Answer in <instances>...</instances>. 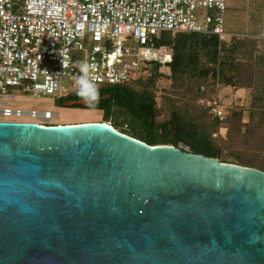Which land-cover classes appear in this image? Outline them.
Masks as SVG:
<instances>
[{
  "label": "water",
  "instance_id": "95a60500",
  "mask_svg": "<svg viewBox=\"0 0 264 264\" xmlns=\"http://www.w3.org/2000/svg\"><path fill=\"white\" fill-rule=\"evenodd\" d=\"M0 264H264V172L101 123L0 121Z\"/></svg>",
  "mask_w": 264,
  "mask_h": 264
},
{
  "label": "built area",
  "instance_id": "2783aa9c",
  "mask_svg": "<svg viewBox=\"0 0 264 264\" xmlns=\"http://www.w3.org/2000/svg\"><path fill=\"white\" fill-rule=\"evenodd\" d=\"M226 11L227 0H0V120L58 125V113L11 109L2 101L11 89L60 97L62 79L79 75V61L92 66L97 85L136 79L150 63L169 75L174 50L155 47L154 38L164 32L223 36ZM262 27L264 38V12ZM211 113L226 117L218 102Z\"/></svg>",
  "mask_w": 264,
  "mask_h": 264
},
{
  "label": "trees",
  "instance_id": "16d2710c",
  "mask_svg": "<svg viewBox=\"0 0 264 264\" xmlns=\"http://www.w3.org/2000/svg\"><path fill=\"white\" fill-rule=\"evenodd\" d=\"M259 41L242 35L226 40L201 34L157 36L156 46L174 47L175 52L171 86L164 90L172 111L168 124L156 127L158 110L154 91L146 90L144 94L133 88L141 78L121 86L98 85L101 99L98 106L90 109L102 111L106 120L115 121V126H120L121 120L135 122L134 131L127 136L147 145L175 146L176 142L164 139L171 126L175 138L194 154L264 172V41ZM152 71L163 78L157 65ZM227 89L247 91L251 102L248 107H226V117L221 121L211 113L212 104L226 106L220 96ZM116 92L126 100L115 98ZM62 95L56 100L60 108L67 101L81 100L75 94ZM223 129L228 130L225 136L221 134Z\"/></svg>",
  "mask_w": 264,
  "mask_h": 264
},
{
  "label": "rangeland",
  "instance_id": "374dc122",
  "mask_svg": "<svg viewBox=\"0 0 264 264\" xmlns=\"http://www.w3.org/2000/svg\"><path fill=\"white\" fill-rule=\"evenodd\" d=\"M70 1V0H66ZM230 4H236L237 6L232 7ZM229 9L226 14V29L228 31V35L226 37H231L235 35H254V39L261 40L259 36L263 31L262 27V13L264 11V0H229ZM234 34V35H230ZM190 35V34H188ZM172 37H176L172 35ZM221 40H223V36H220ZM226 40V38H225ZM260 42V41H259ZM262 42H260L261 44ZM263 47H261L262 49ZM259 48V50H261ZM143 72L141 80L136 83L133 88L140 91V93H146L147 91H154L156 98L155 103H157V126L160 124H168L172 119V111H171V103L169 97L165 98V89L170 88V79L171 73L168 77H161L159 75H153V71ZM61 87L65 90L62 96L68 95H77V89L74 84V79L65 78L61 81ZM147 90V91H146ZM9 99H4L2 102L7 103L8 108L11 109H21V110H37V111H51L54 113H58L60 116L59 120L55 121V124L58 125H76V124H91V123H105L118 132H122L123 130L126 132V135L131 131L132 125H136L135 122L132 124L128 121L121 120L120 126H115L114 120H106L104 118V113L99 110H91L89 109H69V108H60L56 103V98L53 96H45L41 98H34L30 95L25 94L22 90L19 89H11L9 92ZM110 98V97H109ZM221 100L224 102L226 107L232 106H249L251 102L250 94L245 90H239L236 92H232L227 89L221 93ZM4 106H0L2 108ZM15 121H29L30 119H8ZM2 121V120H0ZM168 129L170 132L168 135L164 137L168 142H176L180 143L181 146L187 147L191 149L189 146H186L182 142L178 141L175 138V133L172 130V127L169 126ZM128 131V132H127ZM163 131H160L162 134ZM228 133L227 129L221 130V134L225 136ZM176 145V144H175Z\"/></svg>",
  "mask_w": 264,
  "mask_h": 264
},
{
  "label": "clouds",
  "instance_id": "9594fccd",
  "mask_svg": "<svg viewBox=\"0 0 264 264\" xmlns=\"http://www.w3.org/2000/svg\"><path fill=\"white\" fill-rule=\"evenodd\" d=\"M62 55V54H61ZM62 67H65L64 60L61 61ZM79 75L74 79V84L77 89V95L87 107L95 108L98 106L101 99L100 90L96 79L91 75L92 66L87 61L78 62ZM45 72H47L45 70ZM59 75V73H57Z\"/></svg>",
  "mask_w": 264,
  "mask_h": 264
},
{
  "label": "crops",
  "instance_id": "0c3cea01",
  "mask_svg": "<svg viewBox=\"0 0 264 264\" xmlns=\"http://www.w3.org/2000/svg\"><path fill=\"white\" fill-rule=\"evenodd\" d=\"M230 6H232V7H235V6H237L236 4H230ZM229 0H227V11H228V9H229ZM227 11H226V14H227ZM264 12V11H263ZM226 14H225V20H226ZM262 16H263V13H262ZM162 34H171V35H174V36H176V35H178V34H198V33H177V34H173V33H170V32H164V33H161L160 35H162ZM261 34H262V32H261ZM160 35H158V36H160ZM201 35H213V34H201ZM228 35V31H227V29H226V22H225V34H223V40H225V38L227 39V38H229V37H226ZM230 35H234V34H230ZM214 36H218V35H214ZM242 36H249V37H254V35L252 36V35H242ZM157 37V36H156ZM155 37V38H156ZM218 37H220V36H218ZM262 36L260 35L259 36V38L260 39H262L261 38ZM155 38H154V46L155 47H162V46H156L155 45ZM220 38H222V37H220ZM262 40H264V39H262ZM165 47H169V46H165ZM169 48H171V49H173L174 50V47H169ZM174 55H175V52H174ZM174 61V60H173ZM173 64V63H172ZM172 64L170 65V66H167V67H169L170 68V73H171V66H172ZM155 65H157L159 68H160V73L163 75V77H168V75H165V74H163L162 73V71H161V67L158 65V64H156V63H150V64H148V66H143L141 69H140V71H139V76L136 78V79H139V78H141L142 77V75H143V72L141 73V71H144V72H149V71H151V70H153V68H154V66ZM136 79H131V80H136ZM130 81V80H129ZM128 81V82H129ZM127 83V82H126ZM123 84H125V83H123ZM123 84H121V85H123ZM100 85V84H99ZM102 85H107V86H111V85H108V84H102ZM121 85H119V86H121ZM111 87H114V86H111ZM56 99H58V98H56ZM219 105H220V107H222V109L226 112V106H223V105H221L220 103H218Z\"/></svg>",
  "mask_w": 264,
  "mask_h": 264
},
{
  "label": "flooded vegetation",
  "instance_id": "af4514ba",
  "mask_svg": "<svg viewBox=\"0 0 264 264\" xmlns=\"http://www.w3.org/2000/svg\"><path fill=\"white\" fill-rule=\"evenodd\" d=\"M114 96H115V98H120V97H122L124 100H126L125 96H121V93H117V92H116V93H114ZM57 98H59V97H57ZM165 141H167V140L165 139ZM175 147H180L183 151L191 152V149H189V148H187V147H183V146H181L180 143H176Z\"/></svg>",
  "mask_w": 264,
  "mask_h": 264
},
{
  "label": "bare ground",
  "instance_id": "6f19581e",
  "mask_svg": "<svg viewBox=\"0 0 264 264\" xmlns=\"http://www.w3.org/2000/svg\"><path fill=\"white\" fill-rule=\"evenodd\" d=\"M107 125V124H106Z\"/></svg>",
  "mask_w": 264,
  "mask_h": 264
}]
</instances>
